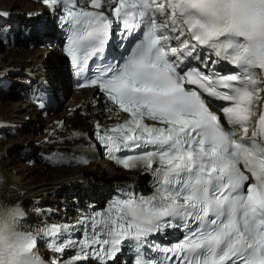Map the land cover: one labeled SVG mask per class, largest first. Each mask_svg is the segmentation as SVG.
I'll use <instances>...</instances> for the list:
<instances>
[{"label": "snow or ice", "instance_id": "obj_1", "mask_svg": "<svg viewBox=\"0 0 264 264\" xmlns=\"http://www.w3.org/2000/svg\"><path fill=\"white\" fill-rule=\"evenodd\" d=\"M42 2L80 86L101 113L127 114L93 138L150 175L151 193L125 186L36 231L14 230L18 209L0 214V264H44L38 242L61 254L53 264H121L122 249L129 264H264V0H112L111 15L104 0Z\"/></svg>", "mask_w": 264, "mask_h": 264}, {"label": "bare ground", "instance_id": "obj_2", "mask_svg": "<svg viewBox=\"0 0 264 264\" xmlns=\"http://www.w3.org/2000/svg\"><path fill=\"white\" fill-rule=\"evenodd\" d=\"M2 2L4 3L0 5V11L11 14L7 17L9 22L8 27L5 28L9 33V42L18 40V42L27 44L26 47L32 48L17 51L16 44H8L11 47L3 51L7 54H0V79H6L11 72L17 71L20 74L23 72L26 75L30 74L35 82L32 88L33 101L20 104H15V102L0 104V128L14 123L20 125L17 120L20 122L26 121V118L35 120L32 123H21V127L16 128L17 131L15 129L14 132H10L13 138L0 141V193H7L5 200L8 203L22 205L26 217L20 221L19 228L22 229L28 225L31 228L39 227L45 220L43 218L49 217V214H46L49 210L41 208L37 211L33 208L36 205L33 203L30 208L32 216L43 218L30 222V214L25 208L28 200L55 203L58 198L64 202L65 210L62 211L61 207L56 211L73 214V210L76 209L80 213V209L81 212L89 210L86 207L90 204H99L108 194L112 184L124 180L121 177L140 179L142 183L141 178L145 179V177L139 171L128 172L114 162L99 160L96 155L83 153L77 147L94 124L112 120L119 113L114 110L111 113H101L100 109L96 111L91 105V102H96L94 97L98 95L95 89L74 90L70 88V75L69 73L67 75L64 57L54 47L47 46L48 40L45 41V37L54 36V32L45 31L42 35L33 36L39 31L35 27L34 18L40 13L47 12L49 6H46L42 0H2ZM18 32L24 36L22 41L16 35ZM39 42L44 46L35 45ZM33 47H39V49ZM40 89H47L43 93L42 107L38 106L40 101L37 99ZM69 89L70 94L66 97ZM61 90H64L65 104L60 113L50 112L49 106L54 104ZM34 123L33 128L38 125L40 129L37 134L30 133ZM25 128L28 129L27 132L24 131ZM73 132H81L82 137L74 138ZM35 145L38 149L50 148V153H45L46 161L36 164L43 163L45 172L28 176L26 180L13 172L11 169L13 159L8 153L13 149L25 153V158H28ZM69 148L73 151H67ZM57 157H60L59 162H56ZM85 160L87 163L83 162ZM72 191L74 192L72 195L80 198L76 207V202L73 200L75 198H69ZM54 193H60L61 198L56 197L54 200ZM50 195L52 198H49ZM82 195L83 200H81L83 197H80ZM81 203L86 204V207H79ZM41 205L52 206V204ZM14 230L18 231L15 226Z\"/></svg>", "mask_w": 264, "mask_h": 264}, {"label": "rangeland", "instance_id": "obj_3", "mask_svg": "<svg viewBox=\"0 0 264 264\" xmlns=\"http://www.w3.org/2000/svg\"><path fill=\"white\" fill-rule=\"evenodd\" d=\"M4 2H2V0H0V5L3 4ZM1 8V7H0ZM3 9V8H2ZM6 23L7 21H1L0 20V28H2L3 32L5 33V36L0 37V54L3 53V51H5L6 49L10 48L11 46L7 44V39L8 36L6 35ZM53 35H55V33H53ZM18 38H19V33H18ZM22 38L24 39V36L22 35ZM21 38V39H22ZM14 43V45L16 46L17 51L18 50H28L32 47H26L28 46L27 44H24L22 42H18V40H16L15 42H10V44ZM35 45H39V46H44L43 43H35ZM13 47V46H12ZM34 49H39V47H33ZM45 48V47H44ZM15 50V49H14ZM3 54H7V53H3ZM4 61H6L7 59H3ZM64 64L66 65V70H67V62L64 59ZM20 73L16 72H11L8 77L6 78V82L4 84V82L2 83L0 81V104L2 103H14L15 104H20L23 102H27L28 97L30 95V89L29 86L33 83V79L31 78L30 74L26 75V73L24 74L21 73L20 75H18ZM24 75V76H23ZM68 75V73H67ZM22 77V78H21ZM4 80V79H3ZM69 92V93H68ZM9 93V94H8ZM22 94V95H21ZM70 94V89L67 91L66 93V97H68ZM65 104V96H63L62 94L56 98V105L55 107L51 110L50 112H54L57 111V113H60V111L62 110L63 106ZM23 113V112H22ZM33 119V118H32ZM29 118H26V121H22L20 122V120H17L18 123H20V125H18L17 123L11 124L10 126H13L14 129H16L18 126L21 127V123H32L35 120H32ZM35 125V123L33 124V126H31V132L32 134H37L40 132L39 126L37 125L35 128H33ZM1 127V126H0ZM9 128V130H8ZM5 130V132H4ZM27 128L24 129L25 132H27ZM15 130L11 129V127L9 126H5L4 128H0V141H7L11 138H13V134H10V132H14ZM17 131V129H16ZM16 135V134H14ZM39 137V135H37ZM43 151H50V148H39L37 147V145H35V148L33 150V152H31V155H28V158H25L26 154L22 153V152H17L14 151L13 149L8 153L10 154L9 156L12 157L13 159V163L11 164V169L13 170L14 173H17L18 175L22 176L24 179H28V176H35L37 174H43L45 172L44 168H43V163L42 164H38L39 162L44 161L45 159L42 158V153ZM119 178V177H118ZM126 179L127 177H121ZM122 181V180H121ZM114 185V184H112ZM111 185V186H112ZM56 197L61 198V194L60 193H54L53 194V198L55 200ZM83 197V195L81 196V198ZM49 198H52V196L50 195ZM69 198H76L74 195L70 194ZM57 200H55L56 202L52 203L51 201H40V204H36L33 206L34 209L39 210L40 208H48L51 209V211H55L57 210L59 207L64 206V202H61L58 198H56ZM84 197L81 199L83 200ZM74 200V199H73ZM35 202H39V201H35V200H28L25 203V206L28 208H32L31 205ZM41 204H46V205H51L52 206H42ZM81 206H84V204H81Z\"/></svg>", "mask_w": 264, "mask_h": 264}, {"label": "clouds", "instance_id": "obj_4", "mask_svg": "<svg viewBox=\"0 0 264 264\" xmlns=\"http://www.w3.org/2000/svg\"><path fill=\"white\" fill-rule=\"evenodd\" d=\"M12 209H18L19 212L22 214L16 217L15 225H14L18 231H22V229L19 228V223L20 221L24 220L26 217V213L22 205L19 203L11 204V203H8V201L5 199H0V214H6L9 210H12ZM33 252L36 256H38V244H37V247L33 249Z\"/></svg>", "mask_w": 264, "mask_h": 264}]
</instances>
